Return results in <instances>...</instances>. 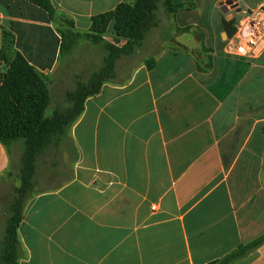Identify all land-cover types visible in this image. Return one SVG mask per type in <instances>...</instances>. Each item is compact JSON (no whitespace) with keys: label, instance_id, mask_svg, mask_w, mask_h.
Returning <instances> with one entry per match:
<instances>
[{"label":"crops","instance_id":"1","mask_svg":"<svg viewBox=\"0 0 264 264\" xmlns=\"http://www.w3.org/2000/svg\"><path fill=\"white\" fill-rule=\"evenodd\" d=\"M50 1L84 33L93 15L131 0ZM227 1L171 0L181 7L162 31L166 49L121 56L113 81L85 100L61 140L68 172L49 170L48 187L25 202L19 264H206L264 231V51L250 59L225 50V23L235 28L241 16ZM180 32L198 36L201 50ZM86 42L62 60L43 10L0 0V76L18 51L46 76L50 99L65 96L69 57ZM20 147L8 153L0 142V180ZM229 264H264V242Z\"/></svg>","mask_w":264,"mask_h":264},{"label":"trees","instance_id":"2","mask_svg":"<svg viewBox=\"0 0 264 264\" xmlns=\"http://www.w3.org/2000/svg\"><path fill=\"white\" fill-rule=\"evenodd\" d=\"M26 1L43 10L48 19L56 24L60 35V53L69 52L80 40H88L93 44H101L104 55L101 65L90 73L87 80L76 77L75 87L65 93V105L56 106L50 115L45 114L50 102L45 75L20 52H14L0 76V142L9 153L15 141L23 140L18 168L19 184L13 189L0 238V264H19L22 256L17 229L25 202L35 185L37 156L49 146H58L83 112L85 100L98 93L103 83L113 81L117 60L121 56L132 54L141 46L147 32L155 26L158 5V0L120 3L112 10L93 15L89 30L80 33L72 29L73 22L70 19L57 14L50 0ZM176 8L179 7L170 8L167 5L166 10L173 13ZM110 23H113L112 34L116 37H128L124 44L118 45L102 37ZM225 24L226 34L230 36L235 29L228 27L232 24L231 21ZM7 43L11 46L12 39L8 38ZM145 62L151 68L155 60L150 57ZM4 173L6 177L11 176L9 170ZM263 242L264 231L222 258L206 264H229L246 256Z\"/></svg>","mask_w":264,"mask_h":264},{"label":"rangeland","instance_id":"3","mask_svg":"<svg viewBox=\"0 0 264 264\" xmlns=\"http://www.w3.org/2000/svg\"><path fill=\"white\" fill-rule=\"evenodd\" d=\"M246 3L249 5V7H253L255 5V2L252 0H245ZM170 8L174 7H181L178 4H175L174 6L171 3V0H158L157 9L155 11L156 20H157V26L153 27L147 34V37L145 38V41L143 40L141 46L137 47L135 49L134 58L135 60L140 59L144 56H149L153 52L159 53L162 48L166 49V46H168L167 41H162L160 37L163 35L162 31L164 28L170 27V21L169 16L170 13L166 10L167 5ZM113 26V23H110L108 26L107 32L103 34L102 37H111V41L122 45L127 40L128 37H116L114 34L111 33V28ZM181 33V34H180ZM179 35L176 34V36H179L182 40L188 41V44L193 47L196 51L201 50V42L199 41L198 36H195V39L193 37V33H183L180 32ZM183 33V34H182ZM105 39V38H104ZM109 39V40H110ZM160 39V40H159ZM164 39V38H163ZM225 39V37H224ZM195 40V41H194ZM86 45H78V47L75 50V54H72L69 57V61L67 63V79H66V87L69 89L74 85L75 87V78L71 76V73L79 72L81 80H86L89 75V71L91 69L96 68L97 65L100 64L102 56L104 55V50L102 48L101 44H93L90 41L86 40ZM6 46H9V43H7L6 40ZM168 51V50H166ZM175 52L179 56L182 55V52L180 51L179 47H175ZM74 53V52H73ZM199 53V52H198ZM202 53V51H201ZM204 53V52H203ZM205 54H209L208 52L204 53V57L206 60L207 56ZM69 53H62V60H65L66 57H68ZM84 61H89L88 65L84 64ZM84 71H83V70ZM46 84L47 78L45 76ZM49 90V89H48ZM72 90V89H70ZM50 95V92H49ZM65 105V98L64 95H62V92L59 93L58 90L52 92V98L50 99L49 105L47 106L45 110L46 115H50L53 109L56 106H63ZM17 144L20 145V149L22 150L23 140L18 139ZM17 149V147H15ZM12 152V160L16 159V154ZM18 152V151H17ZM18 154V153H17ZM20 154V153H19ZM18 161L15 163H12L10 171L11 176H8V180H0V238L3 234V228H4V222L8 215V206L13 196V189L15 185L19 184V178H18V168L20 166V155L17 157ZM72 159L71 154L68 153L66 144L62 142L58 146H49L44 151L39 153L37 156L36 161V174H35V185L32 190L35 188L42 189L48 187L49 183L47 180L48 177H50V172L58 173V171L61 170L63 166L67 167L66 171L68 172V169L70 167V160Z\"/></svg>","mask_w":264,"mask_h":264},{"label":"built area","instance_id":"4","mask_svg":"<svg viewBox=\"0 0 264 264\" xmlns=\"http://www.w3.org/2000/svg\"><path fill=\"white\" fill-rule=\"evenodd\" d=\"M224 5L238 8L241 14L234 32L226 40L225 50L239 57H260L264 51V0H257L254 7L233 0ZM151 208L156 209V206Z\"/></svg>","mask_w":264,"mask_h":264}]
</instances>
